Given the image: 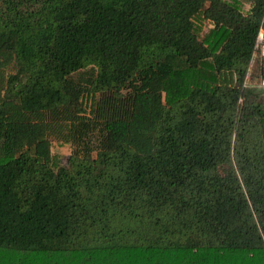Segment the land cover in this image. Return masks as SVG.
I'll list each match as a JSON object with an SVG mask.
<instances>
[{"label":"trees","instance_id":"trees-1","mask_svg":"<svg viewBox=\"0 0 264 264\" xmlns=\"http://www.w3.org/2000/svg\"><path fill=\"white\" fill-rule=\"evenodd\" d=\"M260 31L264 0H0V264H264Z\"/></svg>","mask_w":264,"mask_h":264},{"label":"rangeland","instance_id":"rangeland-1","mask_svg":"<svg viewBox=\"0 0 264 264\" xmlns=\"http://www.w3.org/2000/svg\"><path fill=\"white\" fill-rule=\"evenodd\" d=\"M249 5L247 2L244 3L243 9L244 11L248 10ZM209 28V26L204 27V32ZM264 33V31H263ZM262 33L260 41H264V34ZM262 44L260 43L259 46L252 55L249 68L247 70L246 78H248L256 69V66L258 64V56H263L262 55ZM51 152L59 157V162L62 164H65V161L67 157L70 155L71 148L68 145H60L59 142H57L54 138L51 139Z\"/></svg>","mask_w":264,"mask_h":264},{"label":"built area","instance_id":"built-area-1","mask_svg":"<svg viewBox=\"0 0 264 264\" xmlns=\"http://www.w3.org/2000/svg\"><path fill=\"white\" fill-rule=\"evenodd\" d=\"M262 33H263V31H260L259 34H258V36H257L254 51H255L258 47H260L259 44L261 43V44H262V45H261V46H262V47H261V48H262V55L264 56V41L262 42V41H260V39H259V38H261ZM263 34H264V33H263ZM261 84L264 86V79L261 81Z\"/></svg>","mask_w":264,"mask_h":264}]
</instances>
